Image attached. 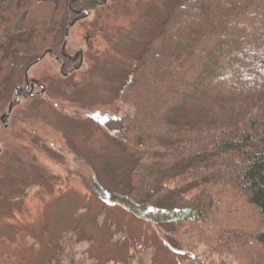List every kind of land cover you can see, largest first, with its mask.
I'll list each match as a JSON object with an SVG mask.
<instances>
[{
    "label": "trees",
    "instance_id": "obj_1",
    "mask_svg": "<svg viewBox=\"0 0 264 264\" xmlns=\"http://www.w3.org/2000/svg\"><path fill=\"white\" fill-rule=\"evenodd\" d=\"M98 1L0 0V99L17 58L27 71L51 52L67 74L66 35ZM185 17L182 36L185 25L176 26ZM120 96L134 112L110 117L116 128L107 133L131 166L106 190L74 152L89 191L149 223L182 264H264V0H178L126 72ZM81 242L61 237L40 264H80Z\"/></svg>",
    "mask_w": 264,
    "mask_h": 264
},
{
    "label": "rangeland",
    "instance_id": "obj_2",
    "mask_svg": "<svg viewBox=\"0 0 264 264\" xmlns=\"http://www.w3.org/2000/svg\"><path fill=\"white\" fill-rule=\"evenodd\" d=\"M177 1L99 0L66 35L65 54H82L68 76L57 54L27 71V61L16 59L0 115L25 82L39 96H22L5 128L0 123V264H40L68 235L82 241L75 247L80 264H182L149 223L90 192L74 160L75 152L91 161L106 190L124 180L131 159L109 141L107 128H116L110 117L133 114V106L121 102L123 79ZM184 25L187 36L186 17L176 27ZM241 211L244 220H252L244 206Z\"/></svg>",
    "mask_w": 264,
    "mask_h": 264
},
{
    "label": "flooded vegetation",
    "instance_id": "obj_3",
    "mask_svg": "<svg viewBox=\"0 0 264 264\" xmlns=\"http://www.w3.org/2000/svg\"><path fill=\"white\" fill-rule=\"evenodd\" d=\"M103 2H107V0H102ZM97 4L99 2H96ZM51 54V53H50ZM52 55V54H51ZM67 65L71 64V66L69 67V72L67 74H65L63 72V68L65 67V63L62 59L60 58H57L59 64H61V73L62 75L64 76H68L70 73H72L73 70H75V68L72 66L73 63H75L77 60H81L82 58V54L81 53H78L77 55H75V57H69L67 56ZM80 66H78L79 68ZM74 68V69H73ZM73 69V70H72ZM77 69V68H76ZM72 70V71H71ZM35 95V92H34V85L32 86L31 84H29L28 82H25L23 86L21 87H16V89L14 90V96L15 98L13 99L14 100V103H17L18 102V99H21V97H25V96H28V97H31V96H34ZM11 103V102H10ZM14 103H13V106H14ZM12 106V107H13ZM11 107L9 108L8 112L4 115L1 114L0 115V123L1 124H4V128H5V125L7 124L6 120L8 119L10 113H11Z\"/></svg>",
    "mask_w": 264,
    "mask_h": 264
},
{
    "label": "water",
    "instance_id": "obj_4",
    "mask_svg": "<svg viewBox=\"0 0 264 264\" xmlns=\"http://www.w3.org/2000/svg\"><path fill=\"white\" fill-rule=\"evenodd\" d=\"M85 15H86V13H85ZM41 95V94H40ZM35 96H39V95H35Z\"/></svg>",
    "mask_w": 264,
    "mask_h": 264
}]
</instances>
